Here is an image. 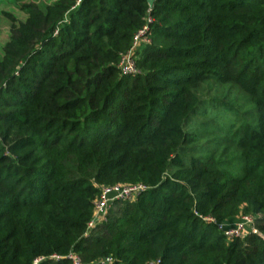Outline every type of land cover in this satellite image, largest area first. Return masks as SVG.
I'll return each instance as SVG.
<instances>
[{
    "label": "trees",
    "instance_id": "obj_1",
    "mask_svg": "<svg viewBox=\"0 0 264 264\" xmlns=\"http://www.w3.org/2000/svg\"><path fill=\"white\" fill-rule=\"evenodd\" d=\"M20 9L0 59V264H264V0ZM138 184L87 230L102 186ZM243 216L256 233L218 229Z\"/></svg>",
    "mask_w": 264,
    "mask_h": 264
},
{
    "label": "built area",
    "instance_id": "obj_2",
    "mask_svg": "<svg viewBox=\"0 0 264 264\" xmlns=\"http://www.w3.org/2000/svg\"><path fill=\"white\" fill-rule=\"evenodd\" d=\"M150 22V20H148ZM148 31L147 25H145L134 37L132 48L122 56L119 63L120 69L123 75H133L136 72L134 52L139 47L141 43H147L146 33ZM144 190L142 185H115V186H102L100 189V195L94 202L93 214L88 222L87 230L95 228L100 223L106 221L107 212L110 205L115 201L121 200H132L134 199L141 191ZM207 221L215 223L211 218H206ZM253 217L243 216L240 220L231 225H218V229L223 232V234L228 237H241L251 231L256 233V230L253 227ZM248 229V230H247ZM73 261V264H80V261L77 257H70ZM103 264H114L112 257H106L103 261ZM148 264H158L156 262H150Z\"/></svg>",
    "mask_w": 264,
    "mask_h": 264
},
{
    "label": "rangeland",
    "instance_id": "obj_3",
    "mask_svg": "<svg viewBox=\"0 0 264 264\" xmlns=\"http://www.w3.org/2000/svg\"><path fill=\"white\" fill-rule=\"evenodd\" d=\"M53 1L55 0H0V59L3 56V48L11 34V18L16 22H24L26 19V15L20 9V6L34 4L42 7Z\"/></svg>",
    "mask_w": 264,
    "mask_h": 264
},
{
    "label": "water",
    "instance_id": "obj_4",
    "mask_svg": "<svg viewBox=\"0 0 264 264\" xmlns=\"http://www.w3.org/2000/svg\"><path fill=\"white\" fill-rule=\"evenodd\" d=\"M155 1L156 0H146V2L149 5V7H152Z\"/></svg>",
    "mask_w": 264,
    "mask_h": 264
}]
</instances>
